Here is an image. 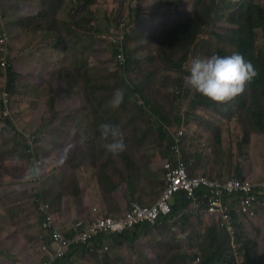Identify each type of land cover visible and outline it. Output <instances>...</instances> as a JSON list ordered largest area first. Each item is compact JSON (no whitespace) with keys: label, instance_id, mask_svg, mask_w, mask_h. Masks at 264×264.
<instances>
[{"label":"trees","instance_id":"1","mask_svg":"<svg viewBox=\"0 0 264 264\" xmlns=\"http://www.w3.org/2000/svg\"><path fill=\"white\" fill-rule=\"evenodd\" d=\"M40 1V7L36 3L24 6L25 13L21 17L20 26L29 21L36 26L39 24L42 28L33 30L56 33L57 29L54 28L58 22L48 16L45 8L50 5V10H52L57 0ZM81 1L75 0V7L77 5V12H80V15L96 0H84L86 3L84 7L79 6ZM163 1L165 5L157 10L158 14H149L150 19L158 24L155 29L129 30L124 28L128 35L127 43L132 52L136 54V56L133 55L131 62L140 68V60L143 57H147L150 61L143 67L148 75L140 83L137 80H140L142 76L137 74L135 77L133 67H129L133 70V75L127 78L125 77L127 69L122 72L120 68L109 64L111 61L107 54L109 49H105L107 45L110 47V42L107 40L106 32L100 35L104 42L101 51H96L92 55V49H90L87 55L80 53V57L70 55L68 41L64 36L56 33L58 39L55 48L63 53V62L58 68L47 72H42L41 68L38 69V63L43 60L36 54L37 51L24 56V65L20 67L22 75L27 74L24 94L31 98L34 97L32 98L36 105L34 116L39 121L35 132H22L16 137L7 135L3 130L6 123L12 124L8 119L9 115L3 123H0V236L5 235L2 230L5 227L4 224H12L20 220L13 211L12 217L5 219V210L8 213L7 209L14 204L16 196L28 192V184L25 180L28 182L30 172L26 161L18 157L20 152L28 155L34 150L36 155L45 160L47 168L52 166L54 159L56 163L59 160L62 166H73L74 169L82 163L96 162L97 178L98 181H102L101 188L108 189L105 198L109 201L121 191H129V188L130 195H121L128 196L129 201L151 198L147 197L151 195L159 197L162 189L159 192L156 182L162 170L159 169L157 174L154 173L145 157L142 161L143 167L130 153V150L150 147L152 150L159 151L161 157L168 155L172 137L167 126L171 125L172 129H176L177 122L173 120L170 111L152 100L154 90L156 91L162 82H172L174 86L185 89L186 94L193 90L195 98L191 103L194 106L214 107L219 113L233 114L241 119V124L244 123L242 125L244 131L237 144L238 154L232 150L225 154L223 123L211 122L204 129L209 136L216 163H222L227 157L226 164L230 169V174L221 177L222 179L230 178L233 174L247 178L249 173L250 175L256 173L258 163H263L264 166V140L258 141L255 149L250 143L251 131L257 129L264 133V43L262 45L257 43V32L261 31L264 35V5L258 0H192L190 7H184L180 11L177 5L181 6L185 0ZM131 6L138 7L139 0H131ZM171 16L175 17L172 21H170ZM78 21L81 22L79 17ZM212 25L217 28L211 33L215 38V44L210 41L208 35H205L206 29ZM222 28L228 30L225 36H222L219 30ZM225 39H227L228 46ZM36 50H40V47ZM234 51L239 52L246 62L251 63L256 72L255 76L245 81L240 93L227 101L217 102L188 85L187 67L193 57H207L213 53L230 55ZM118 52L117 47L112 49V53ZM0 54L4 52L1 50ZM91 55L102 59L107 65L106 68L113 67L118 70H102L97 67L94 76V73H90L86 62ZM49 57L60 56L50 54ZM79 62L83 63L82 70ZM94 65L96 66L95 63ZM75 71H80L83 76L80 89L85 99L80 98L77 91H72V75ZM17 76L12 61L9 80L6 84L11 93L17 88ZM145 84L147 91L144 94ZM117 89L123 90V100L118 106H112L109 102ZM137 95L142 96L143 105L135 102ZM68 99L74 101L75 106L71 107L72 111L78 115L79 121L70 129H60L61 117L68 111ZM12 106V101L5 106L2 100L0 102L1 115L4 109L12 115ZM26 115L27 113H21L25 120ZM104 123L116 127L123 134L126 144L122 151L124 161L107 163L108 159L105 156L107 151L103 145L111 142L112 137L109 135L105 138L101 135L100 125ZM149 137H153L154 140H149ZM143 141L144 144H141ZM128 149L129 156H126ZM246 149L249 152L244 155ZM196 150L194 158L198 160L204 148ZM110 156L114 158L112 154ZM241 156L251 161V166L247 167L245 172H243L246 168L243 162L246 158ZM156 157L152 165L156 162ZM132 161L134 165L129 168V162ZM69 183L66 180L63 182L62 179L60 187H56V197L60 200L63 195H70ZM138 185H141V189L136 188ZM81 193L77 191V197ZM23 198L24 196H21L17 204L19 215L20 212L26 213L23 209L26 207L23 204ZM186 204L187 202L181 197L173 206V212L175 213L178 208ZM114 208L125 211V208L118 203ZM169 217L160 216L156 223H141L121 234L102 233L93 243L99 246L105 240L112 239L120 246L125 243L129 249H137L138 242H147L149 244H145V248L140 251L142 258L148 259L147 264H231L227 256L234 248L242 251L245 264H261L263 261L262 256L256 250V242L251 236L252 230L260 226L258 218L244 215L237 225L235 235L231 236L225 229L220 228L217 215L209 218L186 215L178 231L172 230ZM42 218L43 214L39 215L38 222ZM16 231V229L7 230L8 237L13 240L14 245L6 238L7 247L2 251L3 253L0 252V256L2 255L0 264L14 262L17 258L29 259L30 254H28V248L26 249L28 242L26 243ZM148 238H155L156 241L150 243ZM89 253L98 255L99 264H117L108 252L104 253L101 249ZM71 255L72 252L54 264L67 263Z\"/></svg>","mask_w":264,"mask_h":264},{"label":"rangeland","instance_id":"2","mask_svg":"<svg viewBox=\"0 0 264 264\" xmlns=\"http://www.w3.org/2000/svg\"><path fill=\"white\" fill-rule=\"evenodd\" d=\"M261 4L264 5V0H258ZM147 3L150 4L151 8L153 7V0H146ZM36 3L39 4L38 0H0V25L4 24L6 29L8 30L10 37H9V46H10V54L5 55V57H9L10 61L14 62L15 70L18 74L16 79V85L17 88L14 90V92L10 95V101H12V115L11 119L15 124V127L9 126L7 129H5V132L7 135L16 137L19 136L22 132H35L34 130L38 127V119H35V109L36 105L34 103V97H30L27 94H24L26 92V83L25 79L27 78L26 75H22L20 72L21 66L24 65V56L36 50L38 47H40L39 53L40 58H42L43 62L38 63V69L42 72H47L48 70H51L53 68H58L59 66L57 63H52L48 60V54L49 49L46 44H41L40 42H46L49 32H43L41 30H33V29H42L40 28L39 24L36 26L34 23H30L29 21L25 23L24 25L20 26V20L21 17L19 16L20 6H27L28 4ZM192 4V0H185L184 4L177 5V8L182 11L184 7H190ZM66 5V7H64ZM160 6H164L165 2L163 0L159 1ZM71 6V8H70ZM55 7V8H54ZM53 9L50 10V5L46 6L45 10L48 13V16L50 18L55 19L58 24L54 29H57L55 31L58 34H61L65 37V39L68 41L69 47V54L80 57V53H84L89 47L92 49L91 54L94 55L96 51L102 50V43H104L100 37V35L104 34L108 31V29H96L98 26V22L100 21L101 17L98 15V17L94 16L93 12L89 19H85L82 21L83 23V30L85 32L81 33L73 28L74 24V17H77L74 13L75 9V0H57L55 2ZM93 5L91 6V8ZM90 11L89 9H87ZM85 10V17L86 12ZM91 12V11H90ZM130 16L126 19L128 22H135V15L136 12L133 8L130 9ZM116 11L114 10V18L116 17ZM226 13V12H224ZM24 17V16H23ZM93 17L96 18V21H93ZM90 22H93V27L90 25ZM134 29H137L134 27ZM217 30V28L212 25L209 29H206L205 35L209 36L210 41L215 44V38L211 35V33ZM222 32V36H225L228 33L227 29H219ZM258 39L257 43L259 45H262L264 43V35L263 32L258 31ZM85 35L87 37H85ZM76 39H83V47H80V45H75ZM108 39V36H107ZM105 40V38H103ZM226 45L228 46L227 39L224 40ZM77 42V41H76ZM110 47L107 45L105 50H108ZM79 49V50H78ZM130 51L132 52V49L129 47ZM134 56H136L135 53L132 52ZM86 60L88 64V69L91 74L94 73L98 68H102V70H110V71H116L112 68H106L107 65H105L104 61L102 59H97L96 57L92 56ZM1 57L0 54V102L3 100V92L6 88V84L9 80L8 77L4 74V71L1 66ZM110 57V56H109ZM111 58V57H110ZM194 58V57H193ZM91 60V61H90ZM140 68L138 65L132 63V67L135 69L134 75L136 77L137 74H141L142 78L140 80H137L139 83L142 82V80L148 75V73L144 72V66L149 64V59L147 57H143L140 60ZM96 64V66L94 65ZM79 67L82 70L83 69V63L79 62ZM91 64V65H90ZM110 65H113L110 61ZM114 66V65H113ZM109 67V66H108ZM161 67V65H160ZM161 69V68H159ZM38 71V70H36ZM25 73V72H24ZM29 75V74H28ZM35 75V73H34ZM133 75V70L131 68H127V72L125 76L131 77ZM152 79V78H151ZM83 80V76L80 71H75L72 75V91H77L80 98L85 99V95L82 94L83 91L80 89V84ZM157 81V80H152ZM160 81V80H158ZM184 87V86H183ZM147 91V87L145 84L144 94ZM132 95V92L130 93ZM70 97V96H69ZM72 98V97H70ZM195 98L194 91H189V94L185 93V89H183L180 86H174L172 82L167 83H161L158 89L155 91L152 96V100L156 103L161 104L166 110L170 111L172 113L173 120L175 121V118L179 115L183 116L185 118L186 123V129H185V144L183 147V155L184 157L190 162V170L192 172H196V167L199 168L198 172H205V173H212V176L216 177H223L228 174H230V169L226 164L227 157L224 158L222 163H216V159L214 154L212 153V148L210 147V139L207 134V132L204 130L211 122H219L223 123V131L225 134V140L223 143L225 154L228 153V151L232 150L234 153L238 154V147L237 144L241 139V135L243 134V127L244 123H240L241 119L237 116H233L230 114H221L217 111L214 107H205L201 105L194 106L191 101ZM137 104L143 105L140 96L136 97ZM71 106H75L74 101L68 99V111L63 113L61 120H60V129H70L74 127L78 121V115L73 112V108ZM194 106V107H193ZM71 107V111H69V108ZM21 113H27L26 120L21 116ZM37 115V114H36ZM5 119L1 115L0 111V123L4 121ZM168 131L171 133L175 132L176 129H172L171 125L167 126ZM149 140H154L153 137H149ZM264 140V133L258 131L257 129H254L250 132V143L255 149L258 141ZM141 144H144V141L141 142ZM204 148L202 151L201 157L196 160L194 158V153L197 151L196 149ZM237 150V151H236ZM249 152L248 149L244 150V155H246ZM124 152L119 153L118 155L114 156L112 159V156H110V153L106 152L105 156L108 159L107 163H118L121 160L124 159ZM126 153V152H125ZM130 153L136 158V160L142 164L144 167L143 158L145 157V160L147 163L151 164L152 170L154 173H158V170H162L161 176L158 177L157 185L159 186V192L160 189H162L165 186V178L164 176V167L163 163L166 160L167 156L161 157L160 152L157 150H152L149 148H142V149H131ZM126 156H129V149L127 151ZM156 157V162L154 165H152V161L154 157ZM18 157L26 161L28 159V155H25V153L20 152L18 153ZM242 158H246L244 156H241ZM229 160V159H228ZM117 161V162H116ZM202 161V163H201ZM201 163V164H200ZM53 164L56 165V162L53 161ZM244 168L243 172H245L248 168L251 166V161L249 158H246V161L243 162ZM134 165V162H129V168ZM199 165H201L203 168H200ZM46 166V165H45ZM82 166L85 167H95L96 172V162H86L82 163L80 166L76 167L75 169L73 166H68L70 174H65L64 171L60 168H58V174H60V180L63 179V182L69 181V189L70 195L72 196L70 199L66 201L60 200V198L56 197V187H60V181L54 185L51 186L49 182L48 176L40 179V180H29L26 184H28V192L16 196V200L14 201V204L7 209L8 213L5 210V219H8L12 217V211L15 213V216L20 219L18 221L13 222L12 224H4L5 226L2 230L7 234V230L11 231L16 229L17 233L22 236L24 241L27 243L26 249H27L29 255V259L24 258H17L14 260V262H8L7 264H40L41 258L38 256L40 250L37 248V244H35V241L37 243V236L38 232H40L39 225H38V212H37V205L35 203L36 198H42L45 201L50 203V212L53 214L55 220L63 221L67 223H72L76 220H78L79 217H73V213L76 211L79 213L75 208L72 207V203L75 204L78 201L77 198V191H79L80 188L85 187L87 185L82 186L81 181L85 178V176H82L78 173H75L76 170L81 168ZM47 167V166H46ZM256 173H253L248 175V179L251 180H263L264 179V166L263 163H258L256 166ZM153 174V173H152ZM97 175V174H96ZM84 177V178H83ZM156 177V176H155ZM154 177V178H155ZM99 182V181H98ZM107 184V182H106ZM99 190L102 194L104 200L108 203L109 206L111 205V201L106 200L105 196L107 193V188L102 189V181L99 182ZM79 189H78V188ZM123 187H125L123 183ZM131 187V186H130ZM141 185L136 186L137 189H139ZM161 187V188H160ZM85 191H82L83 195H87L85 192L88 191V188H84ZM141 189V188H140ZM158 192V194H159ZM120 195L126 194L130 195V188L129 191H121L119 193ZM24 196L23 198V204L26 206L23 208L26 213L20 212L21 214H17L19 210H17V204L20 201V197ZM154 195L147 196L151 198H145V199H137V202L142 204H152L156 197ZM126 200H128L126 198ZM134 201V200H132ZM66 204V207H63V205ZM89 208V207H88ZM115 214L122 215L125 213L123 209H115ZM106 214H110V212H107ZM67 215V217L65 216ZM108 216V215H104ZM260 222V226H256L253 232H251V236L253 240L256 242V250L257 252L262 256L263 261H261V264H264V213L259 216L257 219ZM36 221V222H35ZM180 228V227H179ZM179 228L172 230L178 231ZM8 235V234H7ZM33 237V238H32ZM9 239V242L14 245L13 240ZM149 242H155V238H148ZM29 240V241H28ZM107 243L109 245V250L107 251L108 254L116 260L117 264H147L148 259L142 258L140 251L145 248V244H149L147 242H138L137 249H129L125 243H123V246L118 245L117 243H114L113 240L107 239ZM0 246L2 248H5L7 246V239L5 237L2 238V241L0 243ZM0 247V248H1ZM231 252L229 253V255ZM28 256V255H27ZM65 264H99L98 261V255L95 253H89L88 251L84 249H76L75 252L72 253L71 258L67 261Z\"/></svg>","mask_w":264,"mask_h":264},{"label":"built area","instance_id":"3","mask_svg":"<svg viewBox=\"0 0 264 264\" xmlns=\"http://www.w3.org/2000/svg\"><path fill=\"white\" fill-rule=\"evenodd\" d=\"M123 27V24L120 26ZM122 48V46H121ZM1 66L4 74L9 76L12 62L5 55L10 54L9 36L7 32H0ZM121 63L126 60L123 52L118 54ZM3 102L7 106L10 102V93L6 88L3 92ZM8 110H4L7 115ZM183 131L173 140L171 155L164 162L166 169L165 186L156 201L152 204L131 202L128 209L122 215L94 216L91 220L80 218L72 223L58 222L50 212L49 204L42 202L38 213L43 214L39 224L37 240L43 242L40 246L46 250V237H51L53 250L47 253L51 259L65 254L75 243H85L94 240L100 234H117L144 222L155 223L161 215L172 213V206L182 193L188 204L181 207L170 219L172 227L177 229L182 222L183 215H197L203 218L212 216L219 217V226L234 236L237 225L244 215L254 217L264 209V181H252L242 177L220 179L207 175H192L188 172L184 162L179 161L174 154L181 153ZM33 151H31L32 153ZM33 179L40 178L43 161L34 158ZM97 245V244H96ZM102 251H107L109 245H100ZM90 250H96L95 243L91 244ZM42 264H51L46 259Z\"/></svg>","mask_w":264,"mask_h":264},{"label":"clouds","instance_id":"4","mask_svg":"<svg viewBox=\"0 0 264 264\" xmlns=\"http://www.w3.org/2000/svg\"><path fill=\"white\" fill-rule=\"evenodd\" d=\"M116 1H117V4L115 3V6L113 8H111L110 11H106L104 14V19L107 21L104 29H108V31L106 32L107 36H108L107 40L110 42V48L107 51V54L111 57L110 58L111 63L114 66L120 68L122 70V72H125L127 68H129L130 66L132 67L131 61L133 58V54L129 49V45L127 43L128 35L125 32L124 28L131 30V29H134V27H135L134 22H128L126 20L130 16L129 11L131 8H133V6H131V0H116ZM90 8H91V6L89 7V9ZM75 9L76 10L74 11V13L78 16L74 17L75 20L73 21L74 24L72 26L77 31L85 34L83 29H78V27L81 23L78 21V17L80 15V12H77L78 8L75 7ZM114 10L116 11V13H115L116 17L115 18L113 15ZM121 24H123L122 28L120 27ZM90 25L93 27V23H90ZM96 29H103V28H100L97 26ZM0 32H7L8 36L10 37V34H9L8 30L6 29L4 24L0 25ZM52 34L55 36V42L52 46L53 50H55V46H56V42H57L58 37H57L56 33H52ZM85 37H87V36L85 35ZM73 39L75 40L74 46L78 44V45H80V47H83L84 43H83L82 38H80V39L73 38ZM121 46H122V48H121ZM115 47H117L119 49V52L116 54L112 53V49ZM90 49L91 48L89 47L84 52V54L87 55L89 53ZM121 52H123L125 57H126V60L123 63H121L120 60L118 59V54ZM101 54L103 55L102 52H101ZM58 56H60V58H63V54L58 53ZM187 72H188V76H187L188 85H190L193 89H195L200 94H202V95H204V96H206V97H208L214 101H217V102H224V101H227V100L233 98L235 95H237L238 93H240L243 90V86H244L245 81L250 80L253 76L256 75V72H255L253 66L251 65V63L246 62L244 60L243 56L239 52H236V51L232 52L230 55H219V54L213 53L207 57L193 58L190 65L187 67ZM7 77L9 78V76H7ZM9 93L11 95L10 91H9ZM123 95H124L123 90L117 89L109 103L112 106H118L123 100ZM136 97H139V96L137 95ZM140 99L143 102L141 95H140ZM4 110H3V115H4ZM3 115H2V117L4 119H6L7 116L9 115L8 119L12 122L11 125L6 123L4 125L3 130L5 131V129H7L9 126L15 127V124L11 119L10 113L8 112L7 115H5V116H3ZM175 122H177L178 128L175 130V132L171 133V137H172L171 138V146H172L173 140L178 136L179 131L182 130L183 135H182L181 153L180 154H174V156L179 161L184 162V164H185V166H187V170L190 174H192V175H207L209 177H216V176H212V175H209V174L203 173V172L194 173V172L190 171L189 164H188L190 162L183 155V147L185 144V129H186V123L187 122L185 121V118L181 115H179L175 118ZM100 127L102 129L101 135L103 137L107 138L109 135L112 137L111 142H107L103 145V147L106 149V151L108 153L112 154L113 156H116L119 153H121L122 151H124L126 144L124 141L123 134L120 133L116 127H114L108 123L101 124ZM170 153H171V148L168 152V156L171 155ZM34 158H41L43 161V167L41 168L40 178H36V179H33V174L35 171L31 167V166H33ZM58 163H59V160H58ZM26 164H27L28 170L30 172L29 177H28V181L29 180H40V179L48 176L47 172L49 170H51L53 167H55L53 164L50 168H47L45 166V160L41 156L36 155L34 150L32 153L28 154V159L26 160ZM56 165H57V163H56ZM59 166H62V165L59 163ZM62 167H65V166H62ZM163 167H164V163H163ZM165 173H166V169L164 167V176H165ZM232 177H242V176L233 174V176H231L230 178H232ZM217 178L222 179L221 177H217ZM242 178H244V177H242ZM245 179H248V177ZM248 180H251V179H248ZM252 181H264V179L263 180H252ZM99 182H101V181H99ZM181 195H182V199L185 200L188 204V201L185 199L183 193ZM157 198L158 197H156V199ZM178 200L175 203H173V206L178 202ZM42 202L49 204V207H51L49 202L45 201L42 198H36L35 203L37 205V212H38V210H40V204ZM173 206H172V213L171 214L161 215V216H170L169 222H170V219L173 217V215L181 207H183V206H181L174 213L173 212ZM263 213H264V209L259 211L256 216L251 217V218H259V216L262 215ZM39 215L40 214L38 213V216H37L38 218H39ZM100 215H106V214H99V215H95V216H100ZM109 215H111V214H108V216ZM116 215H119V214H116ZM185 216L186 215H183L182 222H183V219ZM189 216H197V215H189ZM78 219H80V218H78ZM83 219H85V218H83ZM85 220H91V219H85ZM56 221H58V220H56ZM40 222H38V225L40 224ZM58 222H63V221H58ZM182 222H181V224H182ZM149 223H152V222H149ZM137 225H139V224H137ZM137 225H135L132 228L126 229V230H131V229L135 228ZM171 227H172V223H171ZM126 230H124V231H126ZM111 234H113V233H111ZM117 234H119V233H117ZM98 237H100V235ZM97 238H95V239H97ZM94 240L89 241V242H85V243H82V242L81 243H75L74 245L71 246L70 250H68L65 254L58 255L53 259H51L50 255L47 253L45 255V257L42 259V262L46 259H50L51 264L57 263L59 260L66 258L71 252L73 253L76 251V249H79V248L84 249L88 252L98 251L99 249L94 250V251L90 250V246ZM0 243H1V241H0ZM6 247L5 248L1 247L0 251L5 250ZM37 248L40 250V252H44V251H42L40 246ZM53 248H54V246L52 247L51 250H53ZM102 252H105V251H102ZM227 257H229V261L231 262V264H245L243 253L238 248H234L232 250L231 254L228 255ZM42 262H41V264H42Z\"/></svg>","mask_w":264,"mask_h":264},{"label":"crops","instance_id":"5","mask_svg":"<svg viewBox=\"0 0 264 264\" xmlns=\"http://www.w3.org/2000/svg\"><path fill=\"white\" fill-rule=\"evenodd\" d=\"M38 1H39V4H41V1L40 0H38ZM159 1L160 0H153V7H155V8H151L150 4L147 3L146 0H139V6L133 7L134 11L136 12V15L134 17V19H135L134 24H135V27L137 29H155L158 26V24H156L153 20L150 19L149 14H153V13L158 14L157 10L162 8V6L159 5ZM115 3L117 4L116 0H96L95 3L92 4L93 7L90 8V11L93 12L94 16L98 17V15H100V17H101L100 21L97 23L98 27L104 29V27L107 23V21L104 19V14L106 11H110L111 8H113L115 6ZM85 5H86V3L84 0L79 2V6L84 7ZM64 7H66V5H64ZM76 7H77V5H76ZM70 8H71V6H70ZM18 11H19V16L22 17V15L25 13L24 6L23 7L20 6V10H18ZM90 11H88L89 13L86 12V17H85V12L79 16V20L81 21V23H80L78 29H84L82 21L85 19L90 20V17H91ZM166 11L167 10L165 9V12ZM157 19H158V17H157ZM174 19H175V17L171 16L170 21H172ZM93 21H96V18L93 17ZM52 33L53 32L48 33V35L46 36V38H47L46 42H40V45L46 44L48 46V49L50 50L49 54H48V60L52 63H57V65L60 66V65H62L63 58H60V57L50 58L49 57L50 54H54V56L55 55L58 56V53L63 54L62 52H58L56 50V48H55V50H53L52 46L55 42V36ZM35 51H37L36 54H38L40 56L39 50H34L32 52H35ZM29 53H31V52H29ZM29 53H27V54H29ZM54 162H56V159H54ZM201 163H202V161H201ZM188 164H189V169H190L191 168L190 163H188ZM51 165H53V163ZM59 167L60 166H59V163L57 161V166L53 167L51 170H49L47 172L51 186L56 185L60 181V174H58L59 173L58 172ZM199 167L203 168L201 165H199ZM60 168L64 171L65 174H70L69 168L67 166L60 167ZM198 170H199V168L196 167V172H198ZM190 171H192V170H190ZM75 173H78L82 176H85V178H86L85 180L83 179L81 181V185L82 186L87 185V186L82 187L80 189L78 188L79 192L81 193L82 191H85L84 188H88V191L85 192L87 195H83L81 193L80 196L77 197L78 201L75 204L72 203V207L75 208L79 212V213H77L75 211L72 214L73 217L92 219L95 215L106 214L107 212H110L111 215H116L115 210H114V206L116 205V203L121 204L122 207L125 208V210L131 204L132 200L129 201L128 196L125 195L123 197L119 194H116L115 198L110 200L111 205H113V206L108 205V203L104 200L102 194L100 193V190H99L100 185H99L97 175L95 172V167H87L85 169V167L82 166L81 168L76 170ZM203 173H205V172H203ZM71 197H72L71 195H63L61 197V200L66 201V200L70 199ZM126 198L128 200H126ZM63 207H66V204H64ZM106 215H108V214H106ZM65 216L67 217V215H65ZM4 234H5L4 236H0V241H2L3 237L8 238V235L5 232H4ZM104 242L107 243V240H105ZM35 244H37V246L39 247L43 244V242H39L37 240V243L35 241ZM45 245H46L45 252L37 253V254H39L38 256L41 258L40 264L42 262V259L47 254V251L49 252L53 247V245L51 244V237H49V236L46 237ZM100 245L98 246L95 244L96 250L101 249ZM2 251H4V250H1L0 252H2ZM107 251H105V252H107ZM1 256H0V263L2 261Z\"/></svg>","mask_w":264,"mask_h":264}]
</instances>
